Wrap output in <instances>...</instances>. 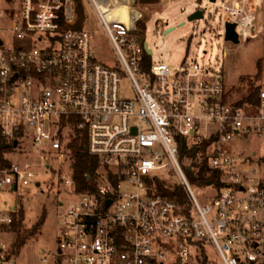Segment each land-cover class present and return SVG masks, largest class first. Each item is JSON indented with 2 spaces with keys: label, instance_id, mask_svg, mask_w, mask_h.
Segmentation results:
<instances>
[{
  "label": "built area",
  "instance_id": "built-area-1",
  "mask_svg": "<svg viewBox=\"0 0 264 264\" xmlns=\"http://www.w3.org/2000/svg\"><path fill=\"white\" fill-rule=\"evenodd\" d=\"M80 2L87 20L74 28ZM134 7L142 17L133 29ZM219 7L226 30L235 22L240 38L256 31L257 8L249 0H222ZM148 13L140 0L135 6L132 0H0V31H12L11 42L0 36L3 133L22 131L16 141L46 153L42 166L50 171L51 154L65 163L70 198L61 202L54 264H264V165L233 148L235 134L264 136V88L261 110L250 112L224 101L221 69L198 60L155 62L154 48L146 69L147 29L140 21ZM93 14L118 66L97 52L88 24ZM124 80L133 96L123 91ZM79 130L87 131V149L104 164L95 184L81 190L67 145ZM178 134L214 138L209 164L222 173L220 188L210 183L200 197L179 156ZM41 173L29 161L0 160V190L24 189ZM16 208L0 211V236ZM0 264H17L2 239Z\"/></svg>",
  "mask_w": 264,
  "mask_h": 264
},
{
  "label": "rangeland",
  "instance_id": "rangeland-1",
  "mask_svg": "<svg viewBox=\"0 0 264 264\" xmlns=\"http://www.w3.org/2000/svg\"><path fill=\"white\" fill-rule=\"evenodd\" d=\"M255 1L249 0L253 8H257ZM221 2L222 0L218 3H213L211 0H176L166 5L158 2L155 7L151 5L141 7L149 12L148 18L145 17L146 40L150 47L154 48L153 60L155 62L165 60L172 65L181 64L184 60H198L206 67L221 69L225 75L224 83L227 88L243 87V77L259 74L257 84L263 89L264 7L262 5L261 8H257L256 31L251 35L242 36L240 42L235 43L226 39V19L228 17L221 15L219 7ZM198 7L205 11V16L190 20L189 14ZM88 24L93 32L100 58L112 66H118L119 57L95 14L88 17ZM174 26L175 28L171 29ZM0 36L5 42H11L12 31L3 29L0 31ZM122 89L129 96H133L132 85L127 80L123 81ZM233 95L234 97L239 96L240 91L234 90ZM233 148L238 154L251 155L253 165H264L263 135L247 136L243 132L235 134ZM255 151L257 154L254 153ZM5 155L10 160L34 163L41 167L42 173L24 189L0 190V211L10 210L17 202L25 206L24 226L28 229L35 225L44 210L47 217L37 232H27V241L22 248L17 246V234L9 225L1 227L3 233L0 239L7 244V249L14 255L17 264H54L55 253L59 245V219L64 210L61 202H66L70 198L65 193L67 191L63 179L65 163L61 164L58 156L51 154L48 160L52 163L53 171L44 168L42 164L47 159V154L37 151L32 142L26 139L18 143L13 150L7 151ZM195 187L201 198L202 194L210 190V187L197 185ZM213 196L214 191L211 192L210 198Z\"/></svg>",
  "mask_w": 264,
  "mask_h": 264
},
{
  "label": "trees",
  "instance_id": "trees-1",
  "mask_svg": "<svg viewBox=\"0 0 264 264\" xmlns=\"http://www.w3.org/2000/svg\"><path fill=\"white\" fill-rule=\"evenodd\" d=\"M159 0H140L141 7L148 5L154 6ZM78 15L80 17L77 23L71 24V27L82 28L85 21V7L82 2L78 3ZM140 26L147 29V23L145 21H140ZM151 58L149 52L145 51V68L149 69L151 67ZM259 74L253 76L243 77L244 88L242 86L237 87H226V92L224 95V101L233 103L237 106H243L250 112H259L261 110V91L262 88L257 84V79ZM234 90L240 91V95L234 97ZM23 132L18 131L13 137L7 136L3 133V128L0 125V160L4 163H8L9 159L6 157L5 153L9 150L15 148L16 139L22 137ZM177 140L179 144L180 153L179 156L186 166L187 174L189 175L191 181L201 187L211 186L220 188L222 186L221 178L222 173L214 170L210 166V155H211V144L214 141L213 137L210 138H200V137H189L185 135L178 134ZM70 148V158L72 160L73 175L76 182L78 190L87 188L90 185L95 184L94 176L99 167L104 166L100 157L92 155L87 149L88 146V133L86 130L77 131L73 134V137L67 142ZM60 172V171H59ZM91 175V177H89ZM177 193L182 200L185 201L186 194L182 187L177 188ZM16 210L14 211V221L9 224V227L14 230L17 234L16 244L19 248H22L27 239V232L35 233L44 224L47 215L45 210L39 220L31 228H25L24 219L26 217L25 206L16 203ZM205 264L204 261H201Z\"/></svg>",
  "mask_w": 264,
  "mask_h": 264
},
{
  "label": "water",
  "instance_id": "water-1",
  "mask_svg": "<svg viewBox=\"0 0 264 264\" xmlns=\"http://www.w3.org/2000/svg\"><path fill=\"white\" fill-rule=\"evenodd\" d=\"M137 1L138 0H132V4L135 6L137 4ZM141 17H142V11L140 9H138L137 7H134L132 10V18H131V27L133 29L136 28V21L138 19H140ZM202 17H204V11L202 8H197L196 10L191 12L188 16V18L190 20L198 19V18H202ZM174 28H175V26L172 27L171 29H174ZM171 29H169V30H171ZM226 39L232 40L235 43L240 42L241 38H240L238 31L236 30V23L235 22H228L227 23ZM145 47L149 53L153 52V48L150 47L148 41L145 42ZM14 144L16 146L18 144V141H15ZM90 176L91 175H89V177ZM38 185H40V182H38ZM110 202L111 201H109V203Z\"/></svg>",
  "mask_w": 264,
  "mask_h": 264
}]
</instances>
